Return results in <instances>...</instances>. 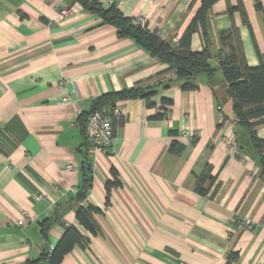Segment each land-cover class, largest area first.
<instances>
[{
    "label": "crops",
    "instance_id": "1",
    "mask_svg": "<svg viewBox=\"0 0 264 264\" xmlns=\"http://www.w3.org/2000/svg\"><path fill=\"white\" fill-rule=\"evenodd\" d=\"M98 1L143 17L171 45L200 6V0ZM232 27L247 64L256 67L264 56V0H216L207 41L192 34V51L208 48L217 68L218 51L229 50L221 34ZM137 87L156 93L103 108L113 103L122 112L110 119L114 152L89 150L84 127L94 100ZM224 95L220 70L182 90L173 69L73 0H0V264L38 258L68 225L90 241L62 264H264L259 153L248 136L240 157L224 146L235 132L231 101L218 110ZM255 132L264 142V124ZM208 167L213 182L200 195L196 181ZM113 171L118 185L108 193ZM88 174L90 188L77 201ZM81 206L100 210L97 234L78 225ZM50 217L56 221L44 237L40 222ZM242 219L251 221L250 231L239 227Z\"/></svg>",
    "mask_w": 264,
    "mask_h": 264
},
{
    "label": "trees",
    "instance_id": "2",
    "mask_svg": "<svg viewBox=\"0 0 264 264\" xmlns=\"http://www.w3.org/2000/svg\"><path fill=\"white\" fill-rule=\"evenodd\" d=\"M73 1L77 2L86 11L98 16L102 24L115 27L118 37L132 40L151 57L173 69L176 74V80L180 82L182 90L196 89L197 80L200 76L212 79L215 72L220 70L225 83V95L221 99L217 97V103L221 108L223 101H231L232 123L235 128L234 137L239 148L237 157H240L244 151L242 139L244 136H248L249 142L259 153L262 175H264V142L256 137L255 132L258 126L264 124V56L259 55V63L256 67H250L247 64L242 49L239 47L236 27H232L230 31L221 34L222 47L226 46L229 50L224 52L222 48L218 51L217 68L210 63L212 55L208 48H204L201 52H194L190 47L191 36L196 32H201L204 41H207L208 13L216 0H200L199 8L177 45L169 44L162 40L157 32L148 30L146 22L140 24L136 22V18L124 16L114 4L104 6L98 0ZM256 8H261V5L259 3L256 4ZM242 19L245 23L247 22L243 10ZM155 93L156 90L152 88L137 87L105 94L94 100L89 113L102 110L115 99L140 97L148 100ZM111 105L113 108V103ZM226 119V116L223 115L220 125ZM87 167L88 173H90V165L88 164ZM210 171V167L206 168L196 181L195 189L200 195H205L206 193L203 188L204 183L206 181L213 182ZM113 176L115 178L114 182L106 183L108 193L112 186L118 185L117 174L114 171ZM90 181L88 174L83 189L76 196L77 201H83L86 197L91 185ZM98 213H100V210L92 206L79 207L76 211L78 225L92 235L97 234L99 226L94 219V215ZM54 221L56 219L50 217L40 222V231L44 237H46ZM89 241L78 227L68 225L62 237L51 250L44 248L38 258L30 260L26 264H62L64 257L75 247L85 248Z\"/></svg>",
    "mask_w": 264,
    "mask_h": 264
},
{
    "label": "built area",
    "instance_id": "3",
    "mask_svg": "<svg viewBox=\"0 0 264 264\" xmlns=\"http://www.w3.org/2000/svg\"><path fill=\"white\" fill-rule=\"evenodd\" d=\"M63 15H66V12H62L60 17ZM136 22L144 24L145 20L143 17H137ZM159 36L163 38L162 34H159ZM64 101H66V99H64ZM218 110L221 112V108L219 106ZM111 116L120 117L122 116V112L119 108L114 107L111 110H97L89 113L87 116L85 125V139L88 144L89 150L93 151L96 154L114 152V139L110 122ZM223 142L231 157H237V155L239 154V148L236 144L235 138L233 136H226L223 138ZM240 159L243 160L242 158ZM67 167L71 168L70 165H68ZM71 191L75 193L76 189L71 188ZM25 216L26 214L22 213L19 220H17L16 222L17 226H24ZM238 225L242 230L245 231H250L252 229V224L249 219H242L238 223Z\"/></svg>",
    "mask_w": 264,
    "mask_h": 264
}]
</instances>
